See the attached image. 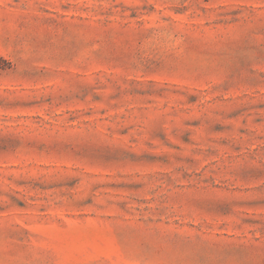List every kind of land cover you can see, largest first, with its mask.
Listing matches in <instances>:
<instances>
[{"label":"rangeland","instance_id":"obj_1","mask_svg":"<svg viewBox=\"0 0 264 264\" xmlns=\"http://www.w3.org/2000/svg\"><path fill=\"white\" fill-rule=\"evenodd\" d=\"M0 264H264V0H0Z\"/></svg>","mask_w":264,"mask_h":264},{"label":"trees","instance_id":"obj_2","mask_svg":"<svg viewBox=\"0 0 264 264\" xmlns=\"http://www.w3.org/2000/svg\"><path fill=\"white\" fill-rule=\"evenodd\" d=\"M12 64L3 55L0 54V72H5L11 69Z\"/></svg>","mask_w":264,"mask_h":264}]
</instances>
